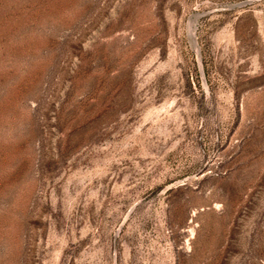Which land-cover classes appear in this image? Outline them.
I'll list each match as a JSON object with an SVG mask.
<instances>
[{
	"label": "rangeland",
	"instance_id": "374dc122",
	"mask_svg": "<svg viewBox=\"0 0 264 264\" xmlns=\"http://www.w3.org/2000/svg\"><path fill=\"white\" fill-rule=\"evenodd\" d=\"M0 264H264V0H0Z\"/></svg>",
	"mask_w": 264,
	"mask_h": 264
}]
</instances>
